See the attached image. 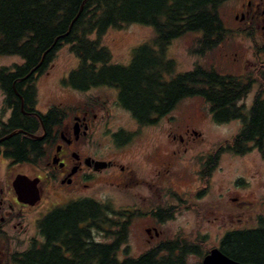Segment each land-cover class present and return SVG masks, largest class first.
<instances>
[{
  "label": "trees",
  "instance_id": "16d2710c",
  "mask_svg": "<svg viewBox=\"0 0 264 264\" xmlns=\"http://www.w3.org/2000/svg\"><path fill=\"white\" fill-rule=\"evenodd\" d=\"M225 1L0 0V56L18 55L24 60L15 71L2 69L0 78L11 81L31 68H45L59 47L68 44L80 60L68 78L74 89L117 86L120 103L142 124L154 123L186 97L201 95L211 104L217 123L243 122L239 132L211 155L213 167L224 151L246 154L256 148L264 159V71L247 110L238 101L254 87L252 79L203 67L177 72L176 61L167 53L172 40L189 32L201 33L202 52L222 41L225 32H230L218 10ZM133 23L153 26L155 35L135 48L130 64L113 63V53L102 44V34L111 27ZM8 91L13 93L11 88ZM13 141L16 155L26 157V140L17 136ZM131 219L127 210L94 200L54 208L38 221L43 240L33 239L22 252H8L5 264H190L191 255L204 257L208 252L200 244L204 238L189 241L179 237L161 240L136 257L128 255L127 247L121 259L119 252L127 242ZM96 232L110 241L97 240ZM220 247L237 261L264 264V215L255 229L227 232Z\"/></svg>",
  "mask_w": 264,
  "mask_h": 264
},
{
  "label": "flooded vegetation",
  "instance_id": "af4514ba",
  "mask_svg": "<svg viewBox=\"0 0 264 264\" xmlns=\"http://www.w3.org/2000/svg\"><path fill=\"white\" fill-rule=\"evenodd\" d=\"M234 14L239 22L237 30L229 28L224 21L225 28L230 32H239L252 41L249 45L252 53L257 56V61L250 65L245 56L236 52L232 62L239 69L230 75L254 81L256 71H264V0H241ZM230 32H225L222 41ZM18 63L0 66V71L7 68L15 71V66L23 65L24 60ZM52 65L53 61L42 69L31 68L11 81L10 78H0L3 93L0 101V234L9 236L11 231L17 229H20L19 232H26L29 217L25 210L34 209L42 202L49 204L48 210L76 201L102 202L94 195H86L90 191L97 192L98 185L115 188L131 186L132 189L139 190L141 184H150L157 179L162 182V191L173 189L172 199L175 201L186 203L189 199L183 197L182 193L189 190L192 193L200 190L196 195L201 199L208 196L213 171L221 160L220 158L218 165L213 167L211 155L219 146L209 147L206 154L201 152L198 155L199 173L192 175L189 168L195 155L190 151L193 150V144L201 138L195 128L188 126L184 132H168L171 147L167 155H163L162 143H156L151 150L145 152L147 163L144 167L134 166L126 153L142 149L143 144L139 143L148 137L149 129L156 131L160 128L162 116L154 123H140L120 103L119 88L114 85L94 86L85 91L88 93L94 88L106 87L114 91L111 94L97 93L74 104L55 102L43 109L39 106L41 93L38 79L44 73L49 74ZM68 78L69 75L61 77L57 85L70 86ZM4 82H7L6 86ZM7 86L13 93L8 91ZM210 110L214 119L212 109ZM17 136L26 140L28 155L24 158L16 155L17 145L13 139ZM24 167L26 169L22 170ZM178 169L187 173L185 179L181 180ZM18 175L37 180L40 199L34 205L19 199L15 187ZM167 199L171 203H168L169 206H162V220L156 214L158 211L152 213L162 223L170 221L178 208L169 197ZM232 199L239 200L238 203L242 201L238 197ZM44 214L34 219L37 226ZM153 228L154 230L147 228L150 238L161 236V232L156 227Z\"/></svg>",
  "mask_w": 264,
  "mask_h": 264
},
{
  "label": "rangeland",
  "instance_id": "374dc122",
  "mask_svg": "<svg viewBox=\"0 0 264 264\" xmlns=\"http://www.w3.org/2000/svg\"><path fill=\"white\" fill-rule=\"evenodd\" d=\"M241 0H228L219 6V13L227 26L232 30H237L239 22L234 17V12L240 5ZM155 35L154 27L151 25L133 23L124 28L111 27L102 34V44L108 46L113 53V63L130 64L135 48L146 42ZM200 33L189 32L183 36L172 40L168 45V57L176 61V71L186 72L196 67H203L207 71H215L220 74L236 73L239 69L234 64L236 52L245 56L248 63L252 65L257 61V56L250 49L249 38L234 31L222 41V44L213 47L205 52L201 51L199 45ZM255 41V40H254ZM23 61L18 55L0 56V66H11ZM79 58L71 51L68 44H62L55 52L52 70L49 74H43L38 79L40 86V104L46 109L52 103L74 104L84 98H91L94 94H111V88L99 87L90 90L88 93L74 89L65 84L57 85L58 79L67 77L70 72L78 67ZM236 70V71H235ZM175 72V75L177 74ZM261 69L256 71L254 87L243 98L239 104H244L249 110L253 103V98L263 82ZM173 73V76H175ZM114 92V91H113ZM3 93L0 88V101ZM210 104L201 95L187 97L181 100L171 111L162 117L156 131L149 129L148 137L142 149H134L130 160L134 166L146 164L145 152L151 150L156 143H162L163 155L169 153L171 144L168 132H184L190 126L199 133L201 140L193 144L194 159L190 163L189 172L192 175L199 173L200 167L198 155L208 152L210 148H216L226 139L232 138L243 126L241 119L232 120L227 123H217L211 115ZM153 130V132H151ZM138 142V141H137ZM210 147V148H209ZM126 156V157H128ZM127 158L124 162L126 163ZM139 162H142L140 164ZM26 167L22 168V170ZM143 172V171H142ZM178 174L185 179L187 173L178 169ZM142 183V181H141ZM97 192L90 191L86 195L95 196L106 203V205L117 210H127L131 215V225L129 227L128 239L119 252V257H125V248L129 247L130 256H138L160 240L184 238L189 241L204 238L202 246L207 252L209 249L221 246V241L225 234L236 229H255L259 227V219L264 215V159L258 149H252L246 154H236L231 151L222 154L219 166L213 171L210 181L209 193L206 198H198L196 193L189 191L182 193L183 197L189 200L181 203L172 199V188L166 192L162 191V182L158 180L145 182L132 189L131 186L100 187ZM177 189H179L177 187ZM169 197L177 205L175 216L163 222L153 216L152 213L162 214V206H169ZM240 198L242 200H233ZM59 200V199H56ZM104 200V201H103ZM168 200V199H167ZM239 204V205H237ZM50 209L49 204L43 202L36 208L26 209L25 213L29 217V226L26 232H19L20 229L11 231L9 236L0 234V264H5L7 251L11 254L26 250L32 240L42 241L38 226L34 219L41 216ZM48 210V211H47ZM156 227L161 236L150 238L147 228ZM246 227V228H245ZM154 233V232H153ZM202 235V236H201ZM193 236V237H192ZM97 240H107L102 234L95 233ZM203 256L191 255L190 264L202 263Z\"/></svg>",
  "mask_w": 264,
  "mask_h": 264
},
{
  "label": "water",
  "instance_id": "95a60500",
  "mask_svg": "<svg viewBox=\"0 0 264 264\" xmlns=\"http://www.w3.org/2000/svg\"><path fill=\"white\" fill-rule=\"evenodd\" d=\"M37 180L30 179L26 175H18L15 187L19 199L25 203L34 205L39 199ZM202 264H255L252 262L237 261L223 252L221 247H214L204 256Z\"/></svg>",
  "mask_w": 264,
  "mask_h": 264
},
{
  "label": "bare ground",
  "instance_id": "6f19581e",
  "mask_svg": "<svg viewBox=\"0 0 264 264\" xmlns=\"http://www.w3.org/2000/svg\"><path fill=\"white\" fill-rule=\"evenodd\" d=\"M202 236V235H201ZM193 237V236H192ZM198 239V238H197Z\"/></svg>",
  "mask_w": 264,
  "mask_h": 264
}]
</instances>
